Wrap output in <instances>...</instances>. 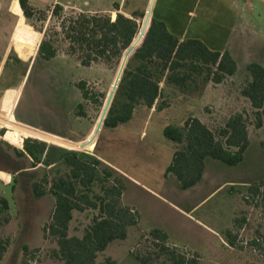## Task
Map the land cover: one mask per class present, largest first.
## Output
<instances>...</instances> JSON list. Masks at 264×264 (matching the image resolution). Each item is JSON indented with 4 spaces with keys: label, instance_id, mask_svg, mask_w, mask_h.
I'll use <instances>...</instances> for the list:
<instances>
[{
    "label": "rangeland",
    "instance_id": "374dc122",
    "mask_svg": "<svg viewBox=\"0 0 264 264\" xmlns=\"http://www.w3.org/2000/svg\"><path fill=\"white\" fill-rule=\"evenodd\" d=\"M29 1L42 11L34 19L25 17L19 0H0V52L11 48L13 59L0 72V200L9 204L7 218L0 215V239L8 243L0 264H63L55 255L57 240L46 238L44 232L56 198L50 194L37 198L34 193L42 179L50 188L55 180L69 176L70 169L58 161L61 149L98 157L124 182L123 204L138 213L139 224L129 229L127 240L114 242L97 264H144V257H151L148 264H170L172 253L196 254L202 264H264V212L245 202L249 187L264 182V125L256 127L253 110L240 93L248 81L246 63H264V0H129L132 8L150 10L146 13L152 18L197 36L213 50L236 49L241 69L222 84L208 81L206 74L194 76L186 90L163 79L155 107L139 101L134 117L116 128H104L99 118L109 115L115 100L119 112L127 102L119 89L124 73L119 86L114 85L123 65L124 70L139 66L134 51L127 50L109 64L83 67L69 53L61 30L62 18L112 0ZM9 3L13 12L7 10ZM56 4L64 9L62 17L51 14ZM143 21L138 18L140 24ZM45 39L58 50L49 61L40 55ZM82 81L87 83L89 101L77 88ZM79 104L83 109H77ZM240 112L249 121L244 160L228 166L208 158L203 179L183 189L169 172L177 146L164 136V129L182 127L194 117L218 134L228 118ZM92 139L87 148L81 147ZM27 140L42 143L45 160L54 164L34 167L27 154L21 155ZM102 175L93 188L95 195H102L103 187L111 183ZM98 213L74 212L69 235L83 237ZM234 219L243 221V227L233 248L225 233L233 228ZM153 229L167 233L174 246L170 243L167 250L156 246L148 238Z\"/></svg>",
    "mask_w": 264,
    "mask_h": 264
},
{
    "label": "trees",
    "instance_id": "16d2710c",
    "mask_svg": "<svg viewBox=\"0 0 264 264\" xmlns=\"http://www.w3.org/2000/svg\"><path fill=\"white\" fill-rule=\"evenodd\" d=\"M19 2L28 19H34L42 13L29 0ZM115 10H120L119 4L115 5ZM63 11V7L56 4L51 14L53 17H62ZM139 17L144 18L142 24L138 22ZM61 30L69 43V53L76 56L83 67L88 68L99 62L109 64L113 59L122 57L129 48L133 47L135 50L133 59L139 62V66L132 69L128 65L119 87L124 90L127 102L119 112L115 100L109 115L101 114L100 123L106 117L104 128H116L128 123L134 117L139 101H144L153 109L162 96L163 79L181 90H186L194 76L206 74L208 81L221 84L238 70L236 61L228 51L213 50L196 38L180 41L164 22L156 20L155 17L151 18L147 13L143 15L135 12L132 16H125L118 12L112 16L83 12L62 18ZM57 53L58 50L50 39L42 42L40 55L44 60L56 58ZM77 88L84 100L91 99L85 81L79 82ZM241 96L249 101L255 116V125L261 128L264 125V66L257 63L248 66V81L241 90ZM83 107V104H79L77 109ZM78 114L85 116L84 112ZM164 136L177 146L169 172L177 177L185 190L194 187L203 179L208 158L219 160L228 166H237L244 160L250 144L249 121L247 114L243 112L230 116L218 134L200 119L192 117L182 127H166ZM262 146L264 147V142ZM24 150L21 155L27 154L34 167L44 162L47 167L54 164V161L45 160L46 152L44 158L43 144L39 141L27 140ZM61 150L58 161L70 169L69 176L55 180L50 188L45 186L48 184L47 179L34 185L37 198L48 194L56 198L51 219L44 228L45 236L57 240L59 250L55 255L63 264H97L99 255L107 251L114 242L127 240L129 229L139 224L138 213L123 204L124 182L98 157L78 151ZM102 166L106 168L102 169ZM101 175L111 183L103 187L102 195H95L93 188ZM245 202L261 208L264 212V182L254 183L249 187ZM0 204V215H5L6 219L8 201L1 199ZM87 210L99 211L92 225L83 237L70 236L74 212ZM242 227L243 221L234 219L233 228L227 229L225 233L229 246H237V231ZM148 236L163 250H167L171 243L168 234L160 229L151 230ZM171 245L174 246L173 243ZM7 248L8 243L0 239V262ZM141 260L148 264L151 257ZM170 264L202 263L196 254L189 257L184 253H172Z\"/></svg>",
    "mask_w": 264,
    "mask_h": 264
},
{
    "label": "crops",
    "instance_id": "0c3cea01",
    "mask_svg": "<svg viewBox=\"0 0 264 264\" xmlns=\"http://www.w3.org/2000/svg\"><path fill=\"white\" fill-rule=\"evenodd\" d=\"M126 0H112V2L111 3H107V4H105V3H103V4H99V6H92L91 4H89V5H91V7L90 8H88V9H86V12H90V13H103V14H114V13H121V14H123V15H125V16H128L130 13H135V12H139V11H141L142 12V10H141V8H132V6L131 5H128V3H126L125 2ZM116 4H119L120 5V10L119 11H117V10H115V5ZM13 4H11L10 5V3H9V5H8V7H7V10H8V12H11L12 11V8H11V6H12ZM133 6H134V4H133ZM114 11H116V12H114ZM13 12V11H12ZM114 12V13H113ZM147 11H145V13H146ZM165 23V22H164ZM166 24V26H167V28L169 29V31L174 35V36H176L177 38H179L180 39V41H184V40H186V39H189V38H196V39H200V38H198L197 36H190V34H188L187 32H178L179 31V29H177L176 27H174V26H171V25H169L168 23H165ZM211 48V47H210ZM11 48H8L7 50H5L3 53H1L0 52V72H4V70H5V68H4V63H5V60L9 57V55L11 54V50H10ZM212 49V48H211ZM217 51H220V52H225V51H228L230 54H231V56L233 57V59L236 61V63H237V66H238V70H237V73L235 74V75H233V76H231V77H228V78H226L225 80H227V79H232V78H234V77H236L237 75H238V73L240 72V69H241V62H240V52L239 51H237L236 49H234V48H232V49H227L226 50V48L224 49V48H222L221 50H217ZM250 64H252V63H246V65H245V67H247L248 68V66L250 65ZM259 64L260 65H262V66H264V63H261V62H259ZM224 80V81H225ZM222 84V83H221ZM240 93H241V90H240ZM245 99V98H244ZM247 102H248V104L250 105V103H249V101L247 100V99H245ZM27 126H29V127H32V126H30V125H27ZM33 128H35V127H33ZM36 129H39V128H36ZM39 130H41V129H39ZM41 131H43V130H41ZM204 175H205V173H204ZM169 236V235H168ZM169 239H170V237H169ZM170 241V240H169ZM171 242V241H170ZM172 243V242H171Z\"/></svg>",
    "mask_w": 264,
    "mask_h": 264
},
{
    "label": "water",
    "instance_id": "95a60500",
    "mask_svg": "<svg viewBox=\"0 0 264 264\" xmlns=\"http://www.w3.org/2000/svg\"><path fill=\"white\" fill-rule=\"evenodd\" d=\"M128 1L129 0H126L125 2L126 3H128ZM141 10H142V12H145L146 10H145V8H141ZM147 12H149V14L151 13V11L150 10H148ZM134 13L132 12V13H130L128 16H132ZM151 18H152V15H151ZM149 19V18H148ZM133 50V51H135L134 50V48L133 47H131V48H129L128 50ZM124 65L122 66V68H121V70H120V72L118 73V76H117V79H116V81H115V88H117L118 86H119V83H120V81H121V78H122V75H123V73H124ZM106 118V117H105ZM105 118L102 120V122H101V124L102 125H104V121H105ZM94 140L92 139V140H89L87 143H85V144H83L81 147L84 149V148H87L92 142H93ZM73 142V141H72Z\"/></svg>",
    "mask_w": 264,
    "mask_h": 264
},
{
    "label": "flooded vegetation",
    "instance_id": "af4514ba",
    "mask_svg": "<svg viewBox=\"0 0 264 264\" xmlns=\"http://www.w3.org/2000/svg\"><path fill=\"white\" fill-rule=\"evenodd\" d=\"M11 55H9V57L5 60V63H4V68L6 69L9 64L13 61V59L10 58ZM12 57V56H11ZM43 59V58H42ZM16 61V60H15ZM47 61V60H45Z\"/></svg>",
    "mask_w": 264,
    "mask_h": 264
}]
</instances>
